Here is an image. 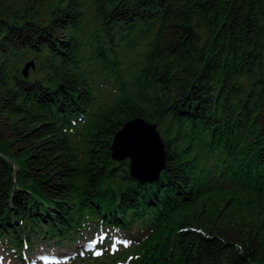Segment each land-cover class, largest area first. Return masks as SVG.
<instances>
[{
    "label": "trees",
    "instance_id": "16d2710c",
    "mask_svg": "<svg viewBox=\"0 0 264 264\" xmlns=\"http://www.w3.org/2000/svg\"><path fill=\"white\" fill-rule=\"evenodd\" d=\"M134 117L152 182L110 155ZM91 223L130 264H264V0H0V240Z\"/></svg>",
    "mask_w": 264,
    "mask_h": 264
},
{
    "label": "rangeland",
    "instance_id": "374dc122",
    "mask_svg": "<svg viewBox=\"0 0 264 264\" xmlns=\"http://www.w3.org/2000/svg\"><path fill=\"white\" fill-rule=\"evenodd\" d=\"M93 27L94 22L83 23V31L86 33ZM34 66L37 67L35 63ZM36 67L28 69L31 78L42 76L35 70ZM34 240L31 249H21L20 255L10 250L8 241L0 240V264H129L132 258L128 256L134 247V239L122 231L101 227L95 229L92 223L71 241L58 243L42 237ZM38 254H43L44 260L37 258Z\"/></svg>",
    "mask_w": 264,
    "mask_h": 264
},
{
    "label": "water",
    "instance_id": "95a60500",
    "mask_svg": "<svg viewBox=\"0 0 264 264\" xmlns=\"http://www.w3.org/2000/svg\"><path fill=\"white\" fill-rule=\"evenodd\" d=\"M29 67H34L33 60L24 63L21 69L24 77L28 76ZM110 151L112 160L117 162L128 158L130 175L142 182L154 181L164 165V146L157 124L141 117L122 125L112 138ZM149 156L155 160L154 165L147 163Z\"/></svg>",
    "mask_w": 264,
    "mask_h": 264
},
{
    "label": "bare ground",
    "instance_id": "6f19581e",
    "mask_svg": "<svg viewBox=\"0 0 264 264\" xmlns=\"http://www.w3.org/2000/svg\"><path fill=\"white\" fill-rule=\"evenodd\" d=\"M149 155V154H148ZM152 156V155H151ZM153 162H155V160L153 161V159L149 156L148 160H147V163L148 164H153ZM154 165V164H153Z\"/></svg>",
    "mask_w": 264,
    "mask_h": 264
},
{
    "label": "snow or ice",
    "instance_id": "6c2138e0",
    "mask_svg": "<svg viewBox=\"0 0 264 264\" xmlns=\"http://www.w3.org/2000/svg\"><path fill=\"white\" fill-rule=\"evenodd\" d=\"M97 254H99V253H97Z\"/></svg>",
    "mask_w": 264,
    "mask_h": 264
}]
</instances>
